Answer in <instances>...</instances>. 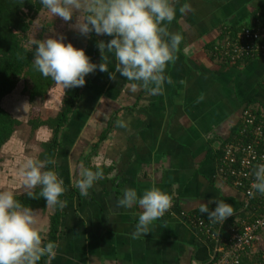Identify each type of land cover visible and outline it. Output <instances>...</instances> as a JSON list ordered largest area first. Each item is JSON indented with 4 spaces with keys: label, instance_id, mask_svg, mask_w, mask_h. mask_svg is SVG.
Instances as JSON below:
<instances>
[{
    "label": "crops",
    "instance_id": "1",
    "mask_svg": "<svg viewBox=\"0 0 264 264\" xmlns=\"http://www.w3.org/2000/svg\"><path fill=\"white\" fill-rule=\"evenodd\" d=\"M176 7V18L167 27L182 42L160 91L138 85L130 92L131 84L115 73V60L108 65L114 79L97 70L80 89L59 138L57 174L64 193L74 190L75 195L62 207L64 236L52 264H209L211 246L181 213L202 206L211 210L212 201L230 204L234 213L241 209L242 195L217 175V164L222 144L240 127L243 109L264 110V62L221 64L211 48L224 30L262 23L264 0H180ZM71 23L64 31L67 43L85 49L89 36L79 35ZM94 57L99 64L98 48ZM64 92L55 82L46 105L57 107ZM40 128L44 141L50 139L51 130ZM82 166L103 171L104 181L88 196L75 187ZM10 178L0 174V191L26 189L23 176ZM153 187L171 195L173 206L150 233L134 239L142 209L119 208L117 201L126 188L142 194ZM33 213L44 236L51 210Z\"/></svg>",
    "mask_w": 264,
    "mask_h": 264
},
{
    "label": "clouds",
    "instance_id": "2",
    "mask_svg": "<svg viewBox=\"0 0 264 264\" xmlns=\"http://www.w3.org/2000/svg\"><path fill=\"white\" fill-rule=\"evenodd\" d=\"M180 0H40L41 5L51 14L66 23L79 35L90 34L110 37L97 41L101 62H93L83 48L65 43L64 37L54 36L43 41H33V67L43 77L50 78L65 90L83 87L85 77L99 70L109 72L108 65L115 60V73H119L131 84L130 92L137 86L158 92L165 83V70L176 59L175 53L182 42L180 34H173L167 25L177 13ZM181 12L186 11L180 8ZM28 51H32L29 49ZM45 161L28 159L22 171V185L26 189L40 187V196L48 206L63 205L59 199L66 191L63 180ZM103 177L97 167L93 171L81 167L75 187L82 196H88L90 189ZM253 182L248 195L255 198L264 195V163H258L252 170ZM28 195L33 196L32 192ZM174 200L171 195L158 188H149L142 194L134 188H126L117 201V207L132 209L139 206L138 223L131 233L139 238L150 233L154 222L165 215ZM211 210L202 206L213 223H224L234 214L233 207L224 202L212 201ZM34 213L25 208L11 191H0V264H40L47 257V264L57 255L58 246L45 242L43 228L37 226Z\"/></svg>",
    "mask_w": 264,
    "mask_h": 264
},
{
    "label": "built area",
    "instance_id": "3",
    "mask_svg": "<svg viewBox=\"0 0 264 264\" xmlns=\"http://www.w3.org/2000/svg\"><path fill=\"white\" fill-rule=\"evenodd\" d=\"M224 31L211 48L216 61L235 65L260 58L264 62V23ZM240 119L237 134L222 144L217 175L242 195L241 209L222 224L211 222L206 214L181 213L212 243L209 264H242L244 258L247 264H264V195H248L252 170L264 163V110L247 106Z\"/></svg>",
    "mask_w": 264,
    "mask_h": 264
},
{
    "label": "trees",
    "instance_id": "4",
    "mask_svg": "<svg viewBox=\"0 0 264 264\" xmlns=\"http://www.w3.org/2000/svg\"><path fill=\"white\" fill-rule=\"evenodd\" d=\"M44 9L40 0H0V150L20 125V121L12 117L2 107V99L16 88L20 80L24 81L23 92L30 101L37 98L45 99L47 91L55 84V81L43 77L34 69V46L28 48L24 44L32 18ZM262 20V23H264V18ZM29 49H32V51H28ZM84 50L90 59L94 61V55L97 52V39L94 33L87 38ZM87 77H85V80H87ZM80 89L81 87H76L65 90L62 108L53 117L39 119L36 118V115L30 114L28 124L32 129L46 126L51 130V137L41 143L42 151L38 156V160L47 163V168L44 170L58 172L57 157L60 147V134L69 121L80 97ZM238 130L239 126L234 128L233 135L237 134ZM104 171L107 172L108 169L104 168ZM100 181L103 182L104 180ZM29 192H32L33 196L30 197ZM29 192L14 194V196L25 208L30 209L32 212L40 210L44 213L48 205L40 196V187ZM74 195L75 191L72 190L69 194L63 193L59 199L64 205ZM63 205L51 206L52 211L48 216V231L44 235L45 242L51 241L57 246L64 236V229L61 227ZM194 212L201 214L200 209ZM202 237L205 239L203 235ZM206 242L212 246L209 240H206ZM247 263V259L244 258L242 264ZM40 264H47V257L42 258Z\"/></svg>",
    "mask_w": 264,
    "mask_h": 264
},
{
    "label": "rangeland",
    "instance_id": "5",
    "mask_svg": "<svg viewBox=\"0 0 264 264\" xmlns=\"http://www.w3.org/2000/svg\"><path fill=\"white\" fill-rule=\"evenodd\" d=\"M65 28L66 22L52 17L44 9L32 18L24 44L28 48H32L34 46L33 41L40 42L47 38L61 35L66 40L65 43H67L68 39H66L67 34L64 32ZM23 87L24 81L20 80L16 88L1 101L2 107L12 117L20 121V125L16 128L10 140L0 150V174L5 177L10 175L14 180L22 177L24 164L28 159H38L42 151L41 143L45 139L40 133V127L32 129L28 124L30 114L36 115V118L39 119L53 117L61 110L63 100H61L57 107L53 104H51V107H48L45 101L49 98V92L52 87L47 91L45 99L37 98L34 101H30L24 94ZM31 190L24 189L22 192H15L14 194H22ZM48 207L52 211L51 206Z\"/></svg>",
    "mask_w": 264,
    "mask_h": 264
}]
</instances>
